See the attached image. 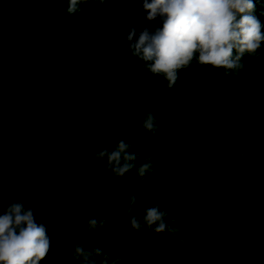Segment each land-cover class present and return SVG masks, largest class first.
<instances>
[{
  "label": "trees",
  "instance_id": "1",
  "mask_svg": "<svg viewBox=\"0 0 264 264\" xmlns=\"http://www.w3.org/2000/svg\"><path fill=\"white\" fill-rule=\"evenodd\" d=\"M79 7L0 0V192L45 226L40 264H80L78 243L101 249L97 264H264V42L238 74L194 59L169 88L127 49L130 26H161L141 0ZM255 15L264 26V3ZM120 139L137 160L113 178L93 154ZM152 206L181 231L133 230L131 215ZM92 218L104 224L86 233Z\"/></svg>",
  "mask_w": 264,
  "mask_h": 264
},
{
  "label": "clouds",
  "instance_id": "2",
  "mask_svg": "<svg viewBox=\"0 0 264 264\" xmlns=\"http://www.w3.org/2000/svg\"><path fill=\"white\" fill-rule=\"evenodd\" d=\"M66 2V11L72 15L80 10L81 4H110L120 0ZM141 3L146 12L145 19L152 22L159 18L161 26L151 32L144 28L138 36L135 28L130 26L125 38L127 49L132 56L144 62V67L151 74L162 76L169 88L176 84L178 72L188 68L194 59L202 67L211 66L224 69L226 74H238L244 67L242 58L246 54L257 56L264 42V26L255 15L257 4L264 3V0H141ZM134 36H137L135 40ZM142 126L145 131L155 134L158 121L152 113H147ZM131 148V144L120 139L111 149L96 151L93 158L97 162L106 159L105 168L113 178L125 177L135 167L137 160V154ZM152 160L149 156L147 162L139 166V177L152 171ZM108 183L111 184L112 180ZM143 198V192L138 196L129 195L126 212L134 213L136 205L143 203ZM18 201L19 198L5 205L0 192V264H40L51 250L46 228L35 222L33 210H25ZM167 217V211L152 206L144 209L143 216L131 215L130 225L133 230H140L142 223L146 229L155 225V233L167 231L173 235L178 234L181 229L177 221L172 219L166 223ZM103 224L104 221L98 224L96 218L89 219L85 231H93ZM101 255V249H85L79 243L69 249V258L78 260L80 264H97V257ZM103 259L107 261L106 256ZM112 264H116V261H112Z\"/></svg>",
  "mask_w": 264,
  "mask_h": 264
}]
</instances>
